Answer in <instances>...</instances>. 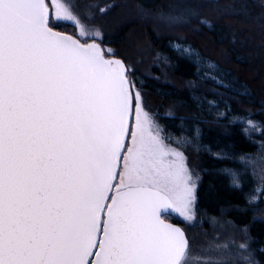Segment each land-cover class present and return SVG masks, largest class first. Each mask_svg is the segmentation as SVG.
<instances>
[{"label":"snow or ice","instance_id":"6c2138e0","mask_svg":"<svg viewBox=\"0 0 264 264\" xmlns=\"http://www.w3.org/2000/svg\"><path fill=\"white\" fill-rule=\"evenodd\" d=\"M126 71L52 31L44 0H0V264H186L183 233L159 211L191 189L139 93L130 128Z\"/></svg>","mask_w":264,"mask_h":264},{"label":"trees","instance_id":"16d2710c","mask_svg":"<svg viewBox=\"0 0 264 264\" xmlns=\"http://www.w3.org/2000/svg\"><path fill=\"white\" fill-rule=\"evenodd\" d=\"M97 1H102L97 9L100 15L104 12L101 22L116 28L124 8L109 9L114 0ZM130 4L176 19L173 30H154L150 24L119 26L107 32L103 43L134 57L142 54L132 52L131 43L135 47L140 43L158 57L167 78L128 72L132 90L141 78L145 95L159 105L156 120L165 135L191 140L180 149L196 158V214L224 218L243 229L252 264H264V129L253 135L259 140L255 142L244 122L251 119L264 127V0H131ZM132 36L140 41L134 42ZM175 45L188 47L195 56ZM120 55L115 56L125 62ZM169 106L177 112L166 113Z\"/></svg>","mask_w":264,"mask_h":264},{"label":"rangeland","instance_id":"374dc122","mask_svg":"<svg viewBox=\"0 0 264 264\" xmlns=\"http://www.w3.org/2000/svg\"><path fill=\"white\" fill-rule=\"evenodd\" d=\"M101 2L102 1L98 2L97 0H48V5L51 9V26L53 28H59L63 30V32L73 34L81 41H97L101 44L103 49H108L109 53L112 54L111 56L120 54L122 55L123 53L122 57L125 60L128 72H130L129 75H131L132 73L136 75L141 74L151 75L153 77L160 76L164 79L167 78L166 75H168V71L167 73L164 72L161 62L159 61L158 57L153 54L151 49H144L139 47V45L141 46L140 43L135 47L134 42L140 41L139 36H132V40L134 41V44L131 43L132 52L135 51L136 53L142 54L141 56L136 55L135 57L133 55L125 53L122 49H115L116 47H114L112 44L110 47L106 46L103 43V39L106 38L107 32L108 34L111 32H115L119 26L120 28L124 26H127L129 28V26H131L132 24H140L142 27L150 24L152 27H154V30L155 28H169L170 30L172 29V26H175L172 22H174L176 19H173L170 16L168 17L164 14H152L149 12H143L136 5L131 6V0H122L120 2L114 0V3L111 2V4H109V9H113L115 5L122 6L124 9L118 15L120 18L115 24L116 28L112 29L111 27L108 28L107 24L101 22V15L104 12L100 15L97 11L99 7L98 5L101 4ZM57 4L70 5L73 19L58 20L56 18ZM107 13L109 15L110 11H108ZM175 47L183 53L195 56V53L186 46L175 45ZM157 71L161 74H158ZM144 86L145 82L141 78L138 79L133 87V96H136V94L139 93L141 97L140 107L142 109V114L146 115L148 118L151 133L159 139L166 151H168L169 153L178 154V163L182 166L185 181L188 188L191 189V195L188 197L185 203L182 204L178 200H173L174 211L169 216V219H167L170 221L178 220L180 223H182L181 225L184 227L187 233L189 239V249L187 251L186 264H252L250 257L251 249L248 246V240L243 229H239L236 226L234 227L224 218H208V216H199L196 214L195 191L197 190V186L199 183V175L196 169L193 167L194 160L196 158L191 152H183L182 149H180L182 145L191 142V140L184 135L175 137L174 139L165 135L164 131L156 120L157 113L160 109L159 105L153 104L151 102V99L145 95L146 93L144 92ZM166 109L167 110H165V112L169 114L177 112V109L172 106L166 107ZM135 111L136 109H134L131 127H134L136 123ZM244 122L247 127V135L255 142H258L259 140L253 135L261 133L264 127L255 120L247 119ZM171 140L173 141V143L169 142ZM130 144L131 134L129 133L126 145ZM174 160H176V157L172 155L165 157V161L168 163H172ZM123 166L124 161L122 156L119 172L123 171ZM119 183L120 177L118 174L116 184ZM209 223L211 225L210 227H208ZM208 230L211 232L209 233ZM202 234L204 235L202 236ZM205 234H208L209 236L206 235L205 237ZM213 234L216 239L218 238L217 240L213 238ZM204 238L207 239L205 240Z\"/></svg>","mask_w":264,"mask_h":264},{"label":"water","instance_id":"95a60500","mask_svg":"<svg viewBox=\"0 0 264 264\" xmlns=\"http://www.w3.org/2000/svg\"><path fill=\"white\" fill-rule=\"evenodd\" d=\"M44 3H45V6H46V8L48 10V13H49V27L52 29V31H54L55 33H57L59 35H62V36L68 37V38H70L72 40H75L79 45L84 46V47H87V46H90V45L95 44L100 49V51L102 52L105 60H109V61H113V62L120 61L125 66V69H127L125 62L121 58L116 57V56H106L103 47L97 41H88V42L81 41L78 37H76L73 34H69V33L62 32V31H58V30L54 29L51 26V9H50V7L48 5V0H44ZM125 76L128 79V81H129V90H130L131 95L133 97V90H132L130 78L128 76V69L125 72ZM133 113H134V98H133V109H132V112H131V114H130V116L128 118L129 119V125H130V127H131V122H132V118H133ZM128 136L129 135L125 136V144L127 142ZM124 151L125 150H122L121 151V159H122V156H123ZM121 159L119 160V162L117 163V166H116V171H117L118 174H119V170H120ZM118 174H117L116 178L113 180V184L114 185L116 184V181H117V178H118ZM112 194H114V188L109 193L110 196ZM108 203H110V201H108ZM172 212H173V202H171V205L170 206L162 207L160 209V211H159V218H160V220L164 224L170 225L173 228L179 229L183 233L184 239L187 241V246H188L187 247V251H188V248H189V240H188V237H187L186 232L184 231L183 227L180 224L173 223L171 221H168V220L164 219V216L170 215V214H172ZM100 238H102V232L97 234V239H100ZM97 250H98V248H93V253H95ZM95 258H96L95 255H93V256H90L89 257V260L92 261V260H95Z\"/></svg>","mask_w":264,"mask_h":264},{"label":"bare ground","instance_id":"6f19581e","mask_svg":"<svg viewBox=\"0 0 264 264\" xmlns=\"http://www.w3.org/2000/svg\"><path fill=\"white\" fill-rule=\"evenodd\" d=\"M181 221V220H180ZM209 221H211V220H209ZM187 225V224H186ZM211 225H210V223H209V226L208 227H210ZM203 227H204V225H203ZM207 227V226H206ZM212 229H213V227H212ZM216 229V228H215ZM203 230V229H202ZM202 230H201V232H202ZM205 231H207V230H205ZM209 231V230H208ZM213 231V230H212ZM214 231H216V230H214ZM211 231H209V233H210ZM207 233V232H206ZM215 233V232H214ZM217 234V233H216ZM204 234H202V236H203ZM206 235H208V234H205V237H206ZM209 236V235H208ZM212 236V235H211ZM210 236V237H211ZM213 236H214V234H213ZM244 236V235H243ZM242 237V236H241ZM245 237V236H244ZM209 238V237H208ZM212 238V237H211ZM213 238H215V236L213 237ZM246 238V237H245ZM205 240L207 239V238H204ZM218 239V238H217ZM216 238H215V240H217ZM209 240H211V239H209Z\"/></svg>","mask_w":264,"mask_h":264},{"label":"flooded vegetation","instance_id":"af4514ba","mask_svg":"<svg viewBox=\"0 0 264 264\" xmlns=\"http://www.w3.org/2000/svg\"><path fill=\"white\" fill-rule=\"evenodd\" d=\"M173 202V201H172ZM173 211H174V202H173ZM173 213V212H172ZM170 216V215H169ZM169 216H166V217H169ZM179 224V223H178ZM181 225V224H180ZM183 227V226H182ZM183 229H184V227H183ZM184 231H185V229H184ZM186 232V231H185ZM186 235H187V233H186ZM188 237V236H187ZM189 240V239H188ZM189 249V248H188Z\"/></svg>","mask_w":264,"mask_h":264}]
</instances>
